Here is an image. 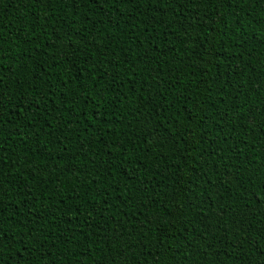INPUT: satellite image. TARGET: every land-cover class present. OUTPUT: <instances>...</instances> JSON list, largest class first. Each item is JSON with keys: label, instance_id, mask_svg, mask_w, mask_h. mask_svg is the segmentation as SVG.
Wrapping results in <instances>:
<instances>
[{"label": "trees", "instance_id": "1", "mask_svg": "<svg viewBox=\"0 0 264 264\" xmlns=\"http://www.w3.org/2000/svg\"><path fill=\"white\" fill-rule=\"evenodd\" d=\"M0 89V264H264V0H0Z\"/></svg>", "mask_w": 264, "mask_h": 264}, {"label": "snow or ice", "instance_id": "2", "mask_svg": "<svg viewBox=\"0 0 264 264\" xmlns=\"http://www.w3.org/2000/svg\"><path fill=\"white\" fill-rule=\"evenodd\" d=\"M74 2V0H73ZM85 3H88V0H84ZM95 2H98V3H108V0H95ZM124 2H127V3H133V0H113V3H124ZM145 2H147V0H145ZM72 39L73 38H69L67 40V42H62V45L63 47L70 52V55L74 56L76 54V50L75 49H72ZM203 55H209L211 57L212 53H203ZM64 63L66 64V66H68L69 70H71V67L73 66V61L70 60L68 57H65V60H64ZM71 82V81H69ZM48 97V99H45V97ZM52 96V93L51 92H47V93H40L38 94L37 96H34L31 103L35 104L36 105V110L31 112L30 116L34 117L36 115V111H40V108H39V105L36 104V101H39V102H42L45 106V112L47 110V107H48V104H49V100ZM57 99L61 102V104H75L77 100H80L81 103L84 102V97L82 95H72L70 97V99H64L63 98V95H58L57 96ZM3 102H4V95H3V90L0 89V122H2V110H3ZM20 108L23 107V104H21L19 106ZM58 112L60 111H64L63 108H59L57 109ZM95 111V114L97 117H101V113L99 111V105L96 106V109L94 110ZM19 115V113H18ZM77 115L79 116V113H77ZM89 115H91V111L89 112ZM24 117L21 116V119H23ZM39 121L36 120L35 122L32 123V126L35 127L36 124H38ZM57 127H59V125H57ZM85 131H87V129H85ZM4 133H3V129L0 128V136H3ZM45 135H50L49 133H45ZM94 135H95V132H94ZM159 138V137H157ZM90 143H95L96 141L95 140H91L89 141ZM107 147V146H106ZM40 169H37V172H39ZM147 190V189H145ZM56 211H60L59 208L56 209ZM2 224H3V220L0 219V232H3V227H2ZM23 227V226H22ZM29 231H31V229H29ZM22 241H12V240H9V241H5L4 239H0V256H3L4 255V249L7 245H11V244H14V243H20ZM25 250L27 251V247L25 248ZM20 249L17 248V254L19 253Z\"/></svg>", "mask_w": 264, "mask_h": 264}]
</instances>
